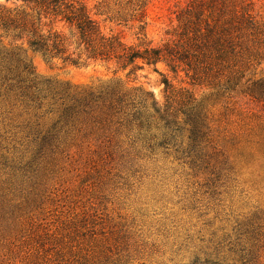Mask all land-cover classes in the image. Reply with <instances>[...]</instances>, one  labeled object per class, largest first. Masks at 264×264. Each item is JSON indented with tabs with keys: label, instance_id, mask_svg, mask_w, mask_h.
<instances>
[{
	"label": "rangeland",
	"instance_id": "374dc122",
	"mask_svg": "<svg viewBox=\"0 0 264 264\" xmlns=\"http://www.w3.org/2000/svg\"><path fill=\"white\" fill-rule=\"evenodd\" d=\"M79 1L127 46L188 55L129 73L21 46L58 91L127 92L154 117L95 107L63 127L51 93L36 108L1 87L0 264H264V0Z\"/></svg>",
	"mask_w": 264,
	"mask_h": 264
},
{
	"label": "trees",
	"instance_id": "16d2710c",
	"mask_svg": "<svg viewBox=\"0 0 264 264\" xmlns=\"http://www.w3.org/2000/svg\"><path fill=\"white\" fill-rule=\"evenodd\" d=\"M56 23H61L68 35L57 29ZM0 32V88L24 98L26 104L34 103L36 108L42 107V101L48 95H44V91L51 93L55 103L61 101L56 124L63 127L73 125L81 115L91 113L95 107L104 108L112 116L126 117L127 122L135 123L139 130L149 128V120L154 116L144 98L136 101V96L127 92L112 89L107 97L105 92H71L69 88L58 91L50 81H41L37 77L32 65L22 57L21 46H26L25 53L38 54L46 61L58 59L73 65L113 62L122 70L130 67L129 73L141 68L138 61L143 65L165 63L176 72L188 55L181 57L167 44L153 47L149 42L140 50L125 45L117 35H105L100 23L79 0H4L0 3ZM2 37L10 39V48L2 43ZM17 42L19 47L15 46ZM151 107L161 119L175 123L176 112H168L169 108L161 110L154 102ZM190 118L192 115H189L188 122L192 124L194 137L199 133L198 121Z\"/></svg>",
	"mask_w": 264,
	"mask_h": 264
}]
</instances>
